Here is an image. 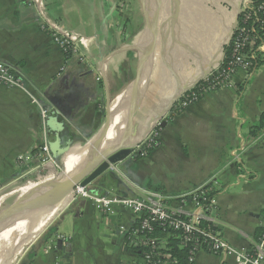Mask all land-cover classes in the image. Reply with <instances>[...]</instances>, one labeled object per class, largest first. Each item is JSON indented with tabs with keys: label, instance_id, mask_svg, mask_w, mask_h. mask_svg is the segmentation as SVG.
Returning <instances> with one entry per match:
<instances>
[{
	"label": "crops",
	"instance_id": "obj_1",
	"mask_svg": "<svg viewBox=\"0 0 264 264\" xmlns=\"http://www.w3.org/2000/svg\"><path fill=\"white\" fill-rule=\"evenodd\" d=\"M41 1L49 21L86 42L65 60L51 32L44 29L33 0H0V63L13 67L21 82L20 87L0 85V190L46 166L36 158L44 138L40 108L33 99L49 112L53 107L47 97L71 100L70 141L82 146L104 123L107 93L100 58L132 45H125L129 23L120 0ZM243 2L160 0L149 75L140 83L139 100L124 132V142L137 146L134 152L150 134L159 144L139 159L133 153L89 189L118 197L159 192L172 210H191L189 201L176 197L208 183L214 191L208 217L219 238L248 253L264 227V132L249 134L264 112V63L254 72L236 69L231 86L206 92L197 103L169 116L182 91L221 60ZM138 8L132 14L144 22V7ZM134 35L136 42L140 33ZM130 54H116L104 65L113 116L122 113L114 102L123 92L129 62L132 67L136 61L135 78L139 71L141 52ZM81 83L85 88L76 87ZM53 129L50 124V132ZM47 135L61 167L62 156L54 151L51 134ZM15 192L1 197L0 207ZM60 210L53 224L56 236L45 235V229L18 264H140L129 240L136 225L129 211L116 209L114 216L107 217L83 199L70 201ZM193 264H235V260L232 255L200 251Z\"/></svg>",
	"mask_w": 264,
	"mask_h": 264
},
{
	"label": "built area",
	"instance_id": "obj_2",
	"mask_svg": "<svg viewBox=\"0 0 264 264\" xmlns=\"http://www.w3.org/2000/svg\"><path fill=\"white\" fill-rule=\"evenodd\" d=\"M250 0H244L243 4L248 5ZM39 18L44 29L51 32L54 44L65 54L68 50L76 53L79 43L86 40L74 32H67L60 29L56 24L49 21L44 12V6L41 0H33ZM247 39L235 43L233 47V60L230 63L232 73L236 69H242L246 72L250 70L251 63L247 60L246 53L242 52ZM262 49V47L260 48ZM234 73V72H233ZM16 71L13 67L0 63V85L7 87H20V79L16 77ZM231 78V76H230ZM231 79L218 83L219 88L231 86ZM34 103L40 108L41 129L44 138V144L39 148L36 158L44 165L56 166L50 147L48 145V135L46 129V120L49 110L39 105L38 101L33 99ZM191 105L190 102H184L183 108ZM156 136L150 134L145 142L150 145L154 142ZM22 160V157H19ZM214 186L215 183L212 182ZM213 188L206 183L192 192L176 197L179 201H189L192 205L191 210H172L166 204L167 198L159 192H145L140 196L118 197L111 195H101L91 192L89 187L75 186L69 197L70 201L83 199L90 202L95 211L107 217L114 216L116 209L129 211L136 220V225L130 232V244L140 256V264H169L167 261L157 259V250L163 246L167 238L170 237V231H179L182 235V248L189 251L188 262L193 264L196 253L203 251L211 254L232 255L235 264H264V227L258 240L253 244L252 250L248 253L237 251L222 242L214 228V222L208 217V212L212 208V198L210 193ZM201 223L206 225L201 226ZM157 225L161 231L155 237H147L153 232V226Z\"/></svg>",
	"mask_w": 264,
	"mask_h": 264
},
{
	"label": "water",
	"instance_id": "obj_3",
	"mask_svg": "<svg viewBox=\"0 0 264 264\" xmlns=\"http://www.w3.org/2000/svg\"><path fill=\"white\" fill-rule=\"evenodd\" d=\"M142 2L145 9L144 28L141 31L137 41L132 45L120 48L110 53L109 55L100 58V71L103 77V85L107 93L106 103L104 106V110L102 111L105 118L100 130L82 145V147H85L93 144V149L89 157H87L85 161L79 163V165H77L75 169L69 173V175H66L64 170H61L60 168V172L54 175L56 176L55 179L60 180V183L50 194L42 195L31 203L29 210L26 213L27 220H33V218H35L36 216L43 214L49 210L55 209L57 206L62 204L67 199V197H69L71 191L75 186H91L93 182H95L98 178L108 172L113 166H116L134 153V149L137 147L136 145L127 142L120 143V140L118 139L119 147H117L116 149L115 145L110 147L113 148L112 151L102 156V146L110 142L109 132L112 127L113 102L112 99L108 96L107 81L104 74V65L109 58L116 54L127 51L141 52L142 55L140 56L139 71L137 73V77L132 83L133 91L137 90V88H140L141 82L146 81L145 78L147 79L149 75L150 65L153 58L152 50L155 43L160 0H142ZM76 87L85 88V85L81 83L77 84ZM47 101L53 107L52 111L49 112L46 120L47 134L49 133L52 136L54 151H56L57 155L63 157V155L74 145L70 141V130L68 127V124L72 122L70 109L72 108L71 104L73 103L69 99H65L64 101L54 96L47 97ZM136 105L137 103L135 104V106ZM132 111L133 108L127 109V123L125 125V128L129 126ZM50 124H53L55 128L51 130V132ZM50 151L52 153L51 148ZM46 186H48V184ZM17 205L18 203L7 209L0 215V223L5 220L10 212H13ZM40 234H38L30 243L24 245L22 253ZM59 243L60 242H58V244ZM22 253L20 254V256L22 255ZM19 257H17L15 261H17Z\"/></svg>",
	"mask_w": 264,
	"mask_h": 264
},
{
	"label": "trees",
	"instance_id": "obj_4",
	"mask_svg": "<svg viewBox=\"0 0 264 264\" xmlns=\"http://www.w3.org/2000/svg\"><path fill=\"white\" fill-rule=\"evenodd\" d=\"M247 39V42L243 46L242 52L246 53L247 60L251 63V68L249 72H254L258 70L264 63V52L261 51V47L264 44V0H250L248 5L242 4L240 12L237 16L236 26L233 30L229 43L223 49V55L221 60L217 65L211 68L206 75L207 77H201L194 83L187 86L182 92V95L175 102L173 107L169 111L170 118H173L175 114H178L184 108L182 104L184 102H190L191 105L200 101L204 93L219 89L218 83L223 81H228L233 72L229 71L233 69L231 67V62L233 60V47L235 43ZM72 57L71 51H67L64 54L65 60ZM234 70V69H233ZM210 73V74H209ZM132 77L129 79L131 80ZM231 82V81H230ZM246 83L239 86L237 91L241 93L244 89ZM264 132V112L261 113L258 123L249 129L250 136L254 137L258 134ZM159 144V140L154 138V142L148 145L146 142L141 144L139 149L134 152L133 157L139 159L145 154H149L156 146ZM45 175L46 172L42 171ZM53 175L52 170H50L46 176ZM214 191L210 193L212 198ZM262 217L264 218V210L262 211ZM201 226L206 225L201 223ZM153 232L148 234L147 237H155L161 231V228L157 225L153 226ZM171 235L164 242L163 246L158 249L156 254H158L157 259L161 261H167L169 264H190L188 262L189 251L186 248H182V235L179 231H170ZM57 227L50 226L46 229L45 235L51 237L56 236Z\"/></svg>",
	"mask_w": 264,
	"mask_h": 264
},
{
	"label": "bare ground",
	"instance_id": "obj_5",
	"mask_svg": "<svg viewBox=\"0 0 264 264\" xmlns=\"http://www.w3.org/2000/svg\"><path fill=\"white\" fill-rule=\"evenodd\" d=\"M132 87L133 86L124 90L114 102L115 109L119 108L122 110V113H120V115H116L119 118L117 120V117L113 116L114 114L112 115V127L109 132L110 142L102 146V156L112 151L113 148L110 147L114 145L115 149L119 147L118 139L120 140V143L121 140L124 142L126 139V134H124V132L125 125L127 123V109H132L135 106L141 93V88L133 91ZM92 149L93 144L85 147H75V145H73L62 157L61 170H64L66 175H69V173L73 171L79 163L85 161V159L89 157ZM54 175L55 174L52 175V178L26 188L25 190L28 191L30 197L27 204L25 203L22 207L24 209L21 208L20 211H17L18 216L14 218L9 214L5 218L4 222L0 224V227L3 226V230L8 231L7 233L9 234L7 237V244L0 247V264H14L16 262V258L22 253L24 245L30 243L38 234H40L50 223L56 213L70 199V197H67V199L55 209L40 214L33 218V220H27L26 213L28 212L31 203L42 195L50 194L60 183V180L55 179L56 176ZM47 184L48 186H46ZM2 238L4 239V236H2Z\"/></svg>",
	"mask_w": 264,
	"mask_h": 264
},
{
	"label": "rangeland",
	"instance_id": "obj_6",
	"mask_svg": "<svg viewBox=\"0 0 264 264\" xmlns=\"http://www.w3.org/2000/svg\"><path fill=\"white\" fill-rule=\"evenodd\" d=\"M120 3L122 4V12H123V14H126L128 16V19H126V20H128L127 22L129 23V26H128L129 27V34L127 35V39L125 40V45L129 44V43L134 44L135 40H136V39H134L135 38L134 34L136 32L141 33L142 29L144 28V22L140 21V18L138 19L136 15L132 14V12L137 7H140L138 9H141V7L143 6V2H142V0H120ZM144 13H145V9H144ZM138 25H140L139 29H138ZM133 30H135L134 33H133ZM130 52H133V51H129V55L131 56ZM137 53L138 52H136L135 55H137ZM126 61H131V60H127V58H126ZM130 64H132V63L129 62V64H128V73L126 74V82L123 84V87H122L123 91L128 89L132 85V82L134 81L133 78H135V76H136L135 75L136 74V68H134L135 65H136V61H135V63H133L134 66L131 67ZM133 74H134V77L130 80L129 78L132 77ZM207 76H208V74L205 75L204 78L207 77ZM117 96L115 95L114 99ZM52 156H54L53 153H52ZM55 165L56 166H54V168L52 166H50V165H46L45 167H42L37 172H35L36 174L30 175V176H26L25 178H22L21 180H18L16 182H14L12 185H9V186L1 189L0 190V198L5 196V195H7L10 192H15L17 190H19V191L13 193L11 196H8L6 199L3 200V204L0 207V211L4 210L6 208H9L11 206H14L15 204L18 203L16 208L13 210V212L10 213V215L13 218L18 216V212L17 211H20L21 208L25 205V203L27 204L28 199L30 197L28 191H26L25 189L29 188L30 186H32L34 184H38L41 181L47 180L49 178H52V175L48 176V177H44V176L47 175V173L50 170L53 171V174H56V173L60 172V168H61L60 164L56 161ZM43 170L46 172L45 175L42 174ZM69 202H70V199L68 200V202L64 206H66ZM67 208H65L63 210V213L65 212V210ZM22 209H24V208H22ZM59 211H61V210H59ZM57 213L53 217V219L50 221V223L45 227V229H47L48 227H50L51 225H53V224H55L57 222V220L59 218V215H57ZM45 229L43 231H45ZM43 231H42V233H43ZM7 232L8 231H4L3 230V226L0 227V247L1 246L3 247V246H5L7 244V237L9 236V234ZM2 236H4V239L2 238ZM18 263L19 262L16 261L14 264H18Z\"/></svg>",
	"mask_w": 264,
	"mask_h": 264
},
{
	"label": "flooded vegetation",
	"instance_id": "obj_7",
	"mask_svg": "<svg viewBox=\"0 0 264 264\" xmlns=\"http://www.w3.org/2000/svg\"><path fill=\"white\" fill-rule=\"evenodd\" d=\"M143 30V29H142Z\"/></svg>",
	"mask_w": 264,
	"mask_h": 264
}]
</instances>
